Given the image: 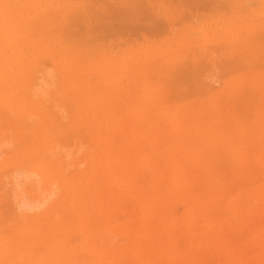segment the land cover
I'll list each match as a JSON object with an SVG mask.
<instances>
[{"label":"bare ground","instance_id":"bare-ground-1","mask_svg":"<svg viewBox=\"0 0 264 264\" xmlns=\"http://www.w3.org/2000/svg\"><path fill=\"white\" fill-rule=\"evenodd\" d=\"M88 1L0 0V264H166L177 250L183 264H201L214 252L237 263L244 226L252 231L248 244L264 245V70L257 67L264 0L256 9L250 0H193L228 13L213 14L201 37L190 38L187 26L175 40L135 51L98 43L104 34L91 30ZM167 5L147 29L130 22L132 6L121 5L115 14L126 24L105 31L164 33L174 19ZM203 51L225 53L221 67L237 75L217 85L205 72L214 56ZM201 71L207 77L199 79ZM174 78L191 79L198 97L170 106L161 81ZM120 97L129 113L119 110ZM194 166L202 171L199 195L190 191ZM218 174L225 186L233 182L223 195L241 189L213 212L205 201L218 193ZM165 199L187 207V216L202 212L206 224L187 219L181 226L184 216L170 220L171 205L147 224ZM131 200L143 222L127 212ZM255 216L259 234L246 221ZM167 231L169 240L162 238Z\"/></svg>","mask_w":264,"mask_h":264},{"label":"rangeland","instance_id":"rangeland-1","mask_svg":"<svg viewBox=\"0 0 264 264\" xmlns=\"http://www.w3.org/2000/svg\"><path fill=\"white\" fill-rule=\"evenodd\" d=\"M78 2H79V4H81V5H85L84 4V2L85 1H87V0H85V1H83V0H77ZM93 3H92V2ZM96 1V2H95ZM99 1V2H98ZM118 1H120V2H118ZM135 0H127V2H124V0H117V2H116V0H89L88 2L89 3H87V7H85L86 9H88V12H89V18H91V21H90V25H91V30L93 31V32H96V33H94V35L95 36H98V35H100V34H104L103 36H102V40L104 41V43H103V41L101 40V37H100V41L101 42H98V43H100V44H103L105 47H108V46H110V48H112V47H115V45L117 46V45H119V43L121 44V47H120V49H124V50H131V51H135V50H138L139 48H141L142 46H144V45H150V44H152V45H162L163 43H165L166 41H170V40H175V39H177L178 38V33L181 31V30H184V28H186L187 26H190L191 27V31L190 32H192V33H190V35H189V37L190 38H193V37H196L197 36V38L198 37H201V35H202V33H200V31H201V29L200 28H203L205 25H207L208 24V22L207 21H209L210 19H211V17L213 16V14H215V13H219V14H227L228 13V10L227 9H222V10H217L216 9V7H214L213 6V8L216 10V12L214 11V9L212 8V6H208L207 5V3H205V4H203V5H198L197 7H195L196 5H197V3H196V5H194L195 4V0L193 1V0H136L135 2H134ZM149 1V2H148ZM160 1H161V3H160ZM191 1V2H190ZM192 1L194 2V3H192ZM253 1V2H252ZM94 2L96 3V4H94ZM108 2L109 3H111V4H108ZM123 3V4H120V3ZM134 2V3H133ZM136 2H138V3H136ZM92 3V4H91ZM124 3H126V5L124 4ZM167 4L168 3V9L170 10V13L171 14H173L174 13V19L172 20V26H171V29H168L169 27H170V25H166L167 26V29H166V32H164V33H154V32H150V31H147V30H143L142 32H140V33H134L133 35H131V38L130 37H128L127 36V34H128V32L127 31H120V32H118V33H115V34H112L113 32L111 31V33L109 32L110 30H111V28L109 29V33L107 32V31H105V29L107 30V26H112V23H113V26H114V24L115 23H120L121 21H119V19H117V16H116V14L119 12H117V10L118 9H120V7H121V5H122V9L124 8V6H126L127 8H129V7H133V8H135V10L131 7V9H130V11L132 10L133 12H131L134 16L133 17H131V20H130V22L131 23H133L134 25L135 24H145V28L147 29L149 26H151L152 24H153V22H155L156 20H157V18L154 20V18H155V14H154V12H156V10L158 11L159 10V8L162 6V4ZM90 4V5H89ZM94 4V5H93ZM108 4V5H107ZM132 4V5H131ZM136 4H138V5H136ZM254 4V5H253ZM89 5V6H88ZM92 5V6H91ZM111 5V6H110ZM114 7H113V6ZM130 5V6H129ZM136 5V6H135ZM142 5V6H141ZM220 5V4H219ZM248 5V8L249 9H256L257 7H260V0H250V2H249V4H247ZM250 5V6H249ZM97 6V7H96ZM91 7V8H90ZM112 7V8H111ZM156 7L158 8V9H156ZM174 7V8H173ZM92 9V11H90ZM95 9H96V11H95ZM111 9V10H110ZM116 9V10H115ZM129 9H127V10H129ZM148 9V10H147ZM114 10V11H113ZM126 10V9H125ZM145 10V11H144ZM115 11L117 12L116 14H115ZM121 11V10H120ZM123 11H124V9H123ZM130 11H128V12H130ZM144 11V12H143ZM148 11H150L151 13H149ZM218 11V12H217ZM114 12V13H113ZM125 12H127V11H125ZM98 13V14H97ZM140 13V14H139ZM147 13L149 14V16H147ZM157 13V12H156ZM101 14H103V15H101ZM144 14V16L142 17V15ZM151 14H153V15H151ZM116 16V17H114V16ZM131 14H129V16H130ZM146 15V16H145ZM102 16V17H101ZM110 16V17H109ZM129 16H127V17H129ZM151 16H154V17H151ZM96 17V18H95ZM99 17V18H98ZM110 19H109V18ZM124 18L126 17V16H123ZM122 17V19L124 20V18ZM157 17V16H156ZM103 18H104V21H103ZM134 18H136V19H134ZM144 18V19H143ZM147 18H149L150 19V21H149V19H147ZM151 18H153V19H151ZM126 19V18H125ZM127 19H129V18H127ZM146 19V20H145ZM98 22H96V21ZM102 20V21H101ZM153 20V21H152ZM140 21H141V23H140ZM107 22V23H106ZM115 22V23H114ZM126 21H124V23H125ZM129 22V21H128ZM147 22V23H146ZM212 22H215V21H210V25H211V23ZM98 25H96V24ZM123 23V21L120 23V25L122 24H124ZM202 23V24H201ZM81 24V23H80ZM93 24V25H92ZM104 24V25H103ZM126 24V23H125ZM128 24V23H127ZM132 24V25H133ZM83 24H81L80 25V27H79V25H77L78 26V28H80V30H79V33H81L82 35H83V33H84V29H82V28H84L83 26H82ZM100 25V26H99ZM94 26V27H93ZM147 26V27H146ZM105 27V28H104ZM77 29V28H76ZM99 29V30H98ZM195 29V30H194ZM73 30V29H72ZM96 30V31H95ZM171 31L173 32V33H171ZM83 32V33H82ZM116 32V31H115ZM127 32V33H126ZM98 33V34H97ZM126 33V34H125ZM72 35H77L78 36V31H77V34H75V33H73L72 32ZM80 35V34H79ZM84 36H86V35H84ZM94 36V37H95ZM104 36H105V38H104ZM93 37V38H94ZM78 38H79V36H78ZM81 38H82V36H81ZM80 38V39H81ZM83 38H85V37H83ZM92 38V39H93ZM96 38V37H95ZM123 42V43H122ZM94 43V42H93ZM92 43V44H93ZM96 44V43H95ZM99 44V45H100ZM172 45H173V47H176V44L175 43H171ZM98 45V44H97ZM111 45H112V47H111ZM205 50H207V49H205ZM210 51V50H209ZM209 51H203V52H205V55H206V53H209V54H207V57H209L212 53H214V49L212 50L213 52L212 53H210ZM184 52H186V53H189L190 51H186V50H184L183 51V53ZM202 52V58H201V56H200V58L202 59V60H206L207 61V59H210L209 61H207L208 63L212 60V61H214V64H208L209 66H208V68L207 67H205V69H206V71H205V69L203 70V71H205V72H207L206 74L208 75L209 73L210 74H213V78H217L218 79V84L217 85H222L223 83H224V81L225 80H227L228 78H232V77H235L234 75H237L236 74V71H235V73H234V75L233 74H231V72L230 73H228L229 72V70L228 69H224L223 70V67H221V65L223 66V64H221L222 62H224V61H227V60H225V59H228V58H225L224 57V55L226 56V54L224 53V55L221 53H219L220 55H222V56H220V55H218V58H217V51H215V53H217V54H212V56H214L213 58H205L206 56L204 55V53ZM201 53V52H200ZM216 56V57H215ZM220 56V57H219ZM224 58V59H222V58ZM217 58V59H216ZM215 59L216 60H218V59H221V60H224V61H220V60H218V61H215ZM200 60V59H199ZM201 60V61H202ZM204 60V61H205ZM199 62L200 63V66H202V63L204 62V61H202V62ZM205 61V62H206ZM211 61V63H213ZM215 62H216V66L217 67H212V65L214 66L215 65ZM229 62V61H228ZM227 62V64L229 65V63ZM226 63V62H225ZM224 63V64H225ZM219 64H220V66H219ZM211 65V66H210ZM260 65V66H259ZM207 66V65H206ZM225 66H227V65H225ZM219 67V68H218ZM257 67H259L260 68V70H264V60H262V61H260L259 63H258V66ZM213 68V69H212ZM208 69V70H207ZM213 70V71H211V72H209L210 70ZM220 71H219V70ZM199 71V70H198ZM217 71L219 72V73H217ZM222 71H224L225 73H226V75H225V73H223ZM205 72H202L201 71V73L199 72V74H201L200 76H199V74L197 75V77L199 78V79H203V77L204 76H206L205 74H203V73H205ZM221 72V73H220ZM238 72V71H237ZM243 72V71H242ZM202 74H203V76H202ZM231 74V75H230ZM216 75V76H215ZM225 75V76H224ZM215 76V77H214ZM227 76V77H226ZM207 77V76H206ZM155 78V77H154ZM153 78V79H154ZM226 78V79H225ZM152 78H151V80H153ZM214 79V80H215ZM205 81V80H204ZM161 83L165 86H163L162 84V86L163 87H161V86H158L157 87V89H160V87L163 89L164 88V90L168 93V95H167V97L169 98L170 97V99L168 100V103L170 104V106H172L173 104H175V103H178V102H180V103H185V102H191V101H193V99H195L196 97H198V96H196V95H192L191 93H190V90H191V86L193 85L192 84V81H191V79H176V78H174L173 80H165V81H161ZM156 84V83H155ZM173 84H176V85H181L182 87L181 88H177L176 87V89H178V90H176L175 89V87L173 86ZM216 85V86H217ZM184 87V88H183ZM220 87V86H219ZM194 90V89H193ZM161 94V93H160ZM162 96H159L158 95V98L160 99V98H164L165 100H167L168 98L166 97V96H164L163 94H161ZM117 97H119V96H117ZM127 99L126 101H127V103L129 102L128 101V97L127 96H125L123 99ZM120 100H115L116 102H119V106L121 107H125V103L124 104H122L123 103V101H121V99H122V97H120L119 98ZM127 106V105H126ZM119 107V110L121 109V111L122 112H128L129 113V111L128 110H125L124 108H120ZM153 108V107H152ZM158 108L159 107H157V108H154L152 111H153V115H157L158 113H159V110H158ZM150 109H151V107H150ZM239 110H241V108L239 109ZM137 112V111H136ZM229 114V112H226V114ZM227 114V115H228ZM71 142V141H70ZM69 142V143H70ZM71 144V143H70ZM86 145L84 144L83 145V147H82V150H86ZM200 167H198V166H194V167H192L191 169H192V171H191V181H190V191H193L194 189H197V190H195L194 191V194H196L197 192L200 194L203 190V186L202 185H200L201 183H200V181L202 182V178H201V174H202V171H201V169H199ZM198 169V170H197ZM195 171H196V173H195ZM198 171V172H197ZM200 174V175H199ZM199 179H198V178ZM222 177H224V175L223 174H218V178H216V182L217 183H219V182H221L220 183V185L218 186V188H217V190L216 191H218V193L215 191L214 192V194H216V195H214L213 197H211V199H208V200H206L205 202L206 203H213L212 204V211L214 212V211H217V201H221L223 204H224V206H227V204H229L230 202H232V200L233 199H235L236 198V196L239 194V192H240V184L238 185V187L236 186V188L235 189H237V190H235V189H233V192L231 193V194H228L227 196H228V198H227V196H226V194L225 195H223V193H225L224 191H223V187L225 186L224 184H223V180H224V178L223 179H221ZM195 180V181H194ZM230 183V184H229ZM229 183L226 185L227 187H229L233 182H231V181H229ZM197 185V186H196ZM224 185V186H223ZM199 186H200V188H202L201 190L202 191H200V188H199ZM225 186V187H226ZM192 187H195L194 189L192 188ZM230 187H232V186H230ZM233 187H235V186H233ZM228 190L227 191H229V189L230 188H227ZM231 190V189H230ZM225 191H226V188H225ZM197 193V195H199ZM226 193H228V192H226ZM233 194V195H232ZM222 195H223V197L225 198V199H223V197H222ZM220 197V198H219ZM226 199H227V201H226ZM173 201H169V200H167L166 201V199L165 200H163L162 202H159V203H156L157 205H155V207H156V211L158 210V214H160V216L159 217H154L153 215V217H151V216H149V217H145L144 218V221H146V223L148 224V223H155V222H157V219H161V218H164V216H166V214H167V209L166 208H168V205H171L170 207H171V210H172V212H173V214L170 216V220H173L176 216H184L183 217V221L181 222V226H183L184 224H185V222L187 221V219H191L192 221H194V225H202L203 226V224L205 223L204 221H203V219H201V217L203 218V216H204V214L202 213V212H198V213H196L195 215H189V216H187V212H188V210H187V207H184L183 205H181V204H177L176 206L172 203ZM132 204V205H131ZM129 205H131V207L129 206V208H127V212H129V214L131 215V219L132 220H140V221H142L143 222V218H142V214L140 213V211L135 207V205H136V201H134L133 200V202H132V200L131 201H129ZM181 205V206H180ZM215 205H217V206H215ZM177 206H178V208H177ZM166 210H165V209ZM137 209V210H136ZM178 209V210H177ZM175 211H176V213H175ZM166 212V213H165ZM212 212V213H213ZM154 213V212H153ZM157 213H156V216H158L157 215ZM216 213V212H215ZM225 213V212H224ZM223 213V214H224ZM222 214V217H221V219H226V214H224L223 215ZM154 215H155V213H154ZM162 215V216H161ZM187 216V217H186ZM194 219H196V221L194 220ZM200 219H201V221H200ZM246 221H248V224L249 225H251V229L253 230V232L255 231V233L256 234H259L262 230H261V228H260V224H259V220H258V217L257 216H255V217H253L252 219L249 217V219H248V217H247V219H246ZM250 221V222H249ZM210 222V224H207L206 225V227L207 228H210L211 227V221H209ZM251 222H252V224H251ZM143 224V223H142ZM206 224V223H205ZM247 223H246V225H248ZM246 229V230H245ZM169 232V233H168ZM246 232H247V228L244 226V229H243V235H245L244 236V240H243V242H242V244H241V247H240V250H238L239 251V253H241V254H239V256H238V262L236 263V262H229L230 264H264V245H261V244H259V243H257L256 244V242L255 243H249L248 244V242H246L247 240H248V238L250 237H248V235L252 232H247V234L248 235H246ZM173 232L171 231H167L163 236H162V238H166V240H169L170 239V234H172ZM182 234L184 235V233L182 232ZM251 235H252V233H251ZM185 236V235H184ZM221 236V235H220ZM220 236H216L215 237V239H220ZM179 237V236H178ZM246 237V238H245ZM180 238H183V236L182 237H180ZM182 242H181V244H180V247L182 248L183 246H184V244H185V242H184V239H182L181 240ZM157 243V242H156ZM204 245V247L207 249L208 247H210V245L208 244V243H203ZM251 244H253V246L251 245ZM207 245H208V247H207ZM256 245V246H255ZM248 246V247H247ZM228 247V246H227ZM233 247H235V245L234 244H232V245H230L229 247H228V249H232ZM250 247H252V248H250ZM248 248V249H247ZM162 248H160V246H159V248H158V244L156 245V255L158 256V254H160L161 253V250ZM247 249V250H246ZM250 249V250H249ZM253 249V250H252ZM254 249H255V251H254ZM246 252V253H245ZM173 254H170L169 255V257H167V263L166 264H183L184 262V257H183V259H182V256H179L178 255V250L177 251H173L172 252ZM214 254V255H213ZM213 254H211V256H209L208 257V259H205V260H202V262L203 263H201V264H229L227 261H225V259L227 260V258L224 256V258H223V256H220V255H217V253L216 252H214ZM154 256L155 258L157 257V256ZM176 256H177V258H176ZM214 257V260L212 259ZM218 258H221V259H218ZM200 259V260H199ZM199 259H197L196 260V262L198 263V264H200V262H201V259L202 258H199ZM183 260V261H182ZM208 260V261H207ZM243 261V262H242ZM173 262V263H172ZM207 262V263H206Z\"/></svg>","mask_w":264,"mask_h":264}]
</instances>
